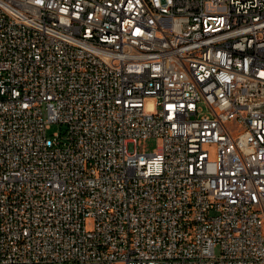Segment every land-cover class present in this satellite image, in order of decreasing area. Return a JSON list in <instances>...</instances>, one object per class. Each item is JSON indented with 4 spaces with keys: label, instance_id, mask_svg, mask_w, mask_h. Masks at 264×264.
Listing matches in <instances>:
<instances>
[{
    "label": "built area",
    "instance_id": "built-area-1",
    "mask_svg": "<svg viewBox=\"0 0 264 264\" xmlns=\"http://www.w3.org/2000/svg\"><path fill=\"white\" fill-rule=\"evenodd\" d=\"M0 264H264V0H0Z\"/></svg>",
    "mask_w": 264,
    "mask_h": 264
},
{
    "label": "rangeland",
    "instance_id": "rangeland-1",
    "mask_svg": "<svg viewBox=\"0 0 264 264\" xmlns=\"http://www.w3.org/2000/svg\"><path fill=\"white\" fill-rule=\"evenodd\" d=\"M63 130V126L60 124H53L51 129L48 131L49 135H53L56 132H60ZM162 141L160 138H147V139H140L137 143V151L140 153H152L157 150Z\"/></svg>",
    "mask_w": 264,
    "mask_h": 264
}]
</instances>
